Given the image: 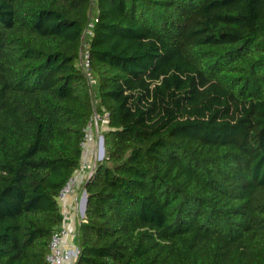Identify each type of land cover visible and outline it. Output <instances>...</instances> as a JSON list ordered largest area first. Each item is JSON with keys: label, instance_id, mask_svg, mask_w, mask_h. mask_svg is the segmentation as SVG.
I'll use <instances>...</instances> for the list:
<instances>
[{"label": "trees", "instance_id": "16d2710c", "mask_svg": "<svg viewBox=\"0 0 264 264\" xmlns=\"http://www.w3.org/2000/svg\"><path fill=\"white\" fill-rule=\"evenodd\" d=\"M93 116L75 264H264V0H0V264H49Z\"/></svg>", "mask_w": 264, "mask_h": 264}, {"label": "built area", "instance_id": "2783aa9c", "mask_svg": "<svg viewBox=\"0 0 264 264\" xmlns=\"http://www.w3.org/2000/svg\"><path fill=\"white\" fill-rule=\"evenodd\" d=\"M82 69L84 70L86 76L89 78L90 81V73H89V61H88V54L87 52H84L83 55L80 56L79 61ZM107 116L106 114L104 115ZM94 117V123L95 127L92 129L89 127L86 130V134L84 137L82 145V160L80 167L74 172L73 176L67 181V183L62 187L60 193H59V202L62 207L63 215H64V221L66 219L65 214V208H66V201L67 196L73 191L74 188L77 190L81 187V184L84 180H87L91 173L93 172V169L95 167V160H92L90 162L84 160L85 150H87V144L88 142L94 141V136L96 133L99 132L98 126H97V116ZM83 189L81 188V193L83 195ZM82 195L80 196V193H76L75 196V214L78 218H82V214L79 212L78 206H79V200L81 199ZM69 234L68 229L65 227L64 222L62 226L56 230L51 235L49 245H48V251L45 255V259L49 264H75L79 249L76 245V243L72 242L71 246L66 247L63 243L64 237ZM75 233H72V237L74 238Z\"/></svg>", "mask_w": 264, "mask_h": 264}, {"label": "crops", "instance_id": "0c3cea01", "mask_svg": "<svg viewBox=\"0 0 264 264\" xmlns=\"http://www.w3.org/2000/svg\"><path fill=\"white\" fill-rule=\"evenodd\" d=\"M75 196H76V192L73 189V191L67 196V201H66V207H68L69 209V214L67 215V219H65L64 221V225L69 232V234H67L63 239V243L66 247L71 246L72 242L74 243V238L72 237V233H75L79 222V218L75 214ZM81 208H82V202L80 199V203H79L80 211Z\"/></svg>", "mask_w": 264, "mask_h": 264}, {"label": "rangeland", "instance_id": "374dc122", "mask_svg": "<svg viewBox=\"0 0 264 264\" xmlns=\"http://www.w3.org/2000/svg\"><path fill=\"white\" fill-rule=\"evenodd\" d=\"M106 119H104L102 121L105 122ZM94 122V121H93ZM106 127L103 123L102 127L100 128L101 130H104ZM94 129V128H93ZM100 137H101V134H100V131L98 133L95 134L94 136V141L93 142H88L87 144V150H85V155H84V160L85 161H92V160H95V162H97L99 159H101L103 156H104V153L102 155V157L100 158L99 155H100ZM75 192L77 193V189L74 188ZM82 195V193L80 192V196ZM79 203H80V200H79ZM78 209H79V206H78ZM79 212L81 213L80 209H79ZM65 214H66V219H67V215L69 214V209L68 207L65 208Z\"/></svg>", "mask_w": 264, "mask_h": 264}, {"label": "water", "instance_id": "95a60500", "mask_svg": "<svg viewBox=\"0 0 264 264\" xmlns=\"http://www.w3.org/2000/svg\"><path fill=\"white\" fill-rule=\"evenodd\" d=\"M103 152H104V149H103V141H102V136H101L100 137V155H99L100 158L102 157ZM81 202H82L81 214L83 216L85 204H86V192H85V190L83 191V195L81 197Z\"/></svg>", "mask_w": 264, "mask_h": 264}]
</instances>
